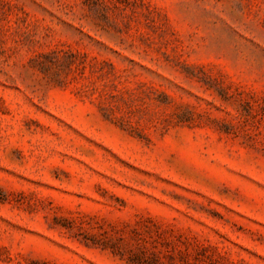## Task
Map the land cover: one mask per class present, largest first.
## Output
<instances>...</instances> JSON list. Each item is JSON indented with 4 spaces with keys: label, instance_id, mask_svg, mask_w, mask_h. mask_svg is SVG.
Returning a JSON list of instances; mask_svg holds the SVG:
<instances>
[{
    "label": "rangeland",
    "instance_id": "374dc122",
    "mask_svg": "<svg viewBox=\"0 0 264 264\" xmlns=\"http://www.w3.org/2000/svg\"><path fill=\"white\" fill-rule=\"evenodd\" d=\"M0 264H264V0H0Z\"/></svg>",
    "mask_w": 264,
    "mask_h": 264
}]
</instances>
